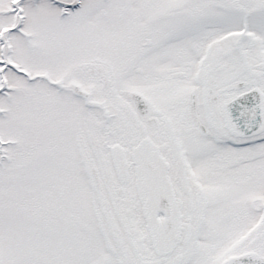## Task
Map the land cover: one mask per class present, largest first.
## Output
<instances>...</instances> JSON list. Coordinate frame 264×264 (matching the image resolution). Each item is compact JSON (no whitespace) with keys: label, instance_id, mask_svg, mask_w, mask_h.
<instances>
[{"label":"snow or ice","instance_id":"1","mask_svg":"<svg viewBox=\"0 0 264 264\" xmlns=\"http://www.w3.org/2000/svg\"><path fill=\"white\" fill-rule=\"evenodd\" d=\"M0 264H264V0H0Z\"/></svg>","mask_w":264,"mask_h":264}]
</instances>
